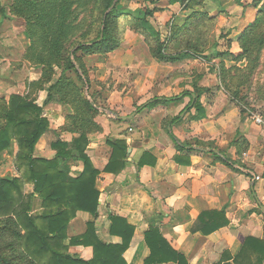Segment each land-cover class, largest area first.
Masks as SVG:
<instances>
[{
    "label": "crops",
    "instance_id": "obj_1",
    "mask_svg": "<svg viewBox=\"0 0 264 264\" xmlns=\"http://www.w3.org/2000/svg\"><path fill=\"white\" fill-rule=\"evenodd\" d=\"M193 92L189 89L177 95V100L167 102L164 99L176 97L158 96L154 98L157 102L128 120L117 117L111 120L105 115L96 117L100 129L89 134L87 151L100 170L96 181L100 215L95 217L90 212L79 211L69 222L66 243L71 254L93 258L92 246L70 245V239L84 234L90 222L96 223L97 236L102 242H121L119 236L111 233L113 214L125 217L135 227L130 246L124 253L127 264H146L150 249L145 232L150 227H158L189 264H235L234 258L248 236L264 237V222H261L264 212L259 204L264 205L262 129L256 122L245 120L236 109L215 111L213 107L215 114L208 113L206 117L200 113L196 117L202 123L196 128L203 127L196 132L203 140L216 141V146L186 143L185 134L180 131L184 130L181 123L187 116L184 117L181 110L189 102L188 97H195ZM34 98L44 108V116L50 122L49 129L36 144L35 155L53 158L56 150L52 143L58 139L71 142L78 133L64 129L66 117L71 113L64 103L49 100L46 89L39 90ZM210 106L204 105L203 110H209ZM177 115L181 120L172 125L170 122ZM171 132L185 149L178 148ZM115 140H125L129 145L127 164L116 173L105 170L113 151L109 143ZM145 153L146 162L140 166ZM67 164L71 175L83 170L82 162L74 158H68ZM251 171L260 178L256 179ZM13 173L18 177L21 171ZM25 185L29 188L26 193L34 192L32 183ZM207 211L219 212L228 223L204 233L202 226L209 218L202 213ZM33 212H41L39 203Z\"/></svg>",
    "mask_w": 264,
    "mask_h": 264
},
{
    "label": "trees",
    "instance_id": "obj_2",
    "mask_svg": "<svg viewBox=\"0 0 264 264\" xmlns=\"http://www.w3.org/2000/svg\"><path fill=\"white\" fill-rule=\"evenodd\" d=\"M120 0H96L95 7H101L99 29L97 36L92 40H82L75 43L71 51L61 50L57 45L52 55H63L65 66H61L58 79L51 85H39L36 90L46 89L48 99L59 102H70L72 111L66 117L65 130L77 132L71 142L58 139L52 143L56 150L53 158L38 157L35 155L37 142L49 129L50 122L44 116V108L36 103L34 96H24L13 93L8 100L0 97V118L5 125L0 128V154L9 149L15 138L19 145L18 160L21 176L0 177V264H127L124 253L129 248L135 227L128 220L117 214L111 216V233L119 236L121 242L105 243L97 236L95 222L88 223L87 231L70 239V245H90L93 247L92 259H84L69 252L66 243L68 237V224L79 211L92 213L95 217L100 215V192L96 188L97 177L100 170L97 169L89 154V134L100 129L96 122L97 109L95 105L83 94L76 101L68 96L69 87L74 83L69 77H65L68 70L80 72V78H88L83 56L78 54H92L103 51H113L118 47V29L120 18L130 15L131 27L143 35L148 41L151 54L163 62H176L183 57H195L199 48L187 42V49L182 52H171L169 49L180 40L182 31H189L199 19L205 16L204 11L195 9L203 0H168L170 4L180 2L184 9H191L190 17L183 25L174 28L171 38L162 39L159 31H156L149 23L148 17L154 15L163 8H147L144 12L126 8H119ZM151 3H160L161 0H146ZM241 2V0H238ZM258 8L257 15L244 31L239 35L241 50L217 51L216 57L230 56L229 59L241 62L245 61L246 69L254 70L259 66L261 53L264 50V0H253ZM56 0L41 2L39 12L43 18L54 11ZM114 5V6H113ZM209 18L213 19V16ZM103 34V36H102ZM102 36V37H101ZM59 39H57V43ZM174 43V44H173ZM59 59L52 61L57 63ZM78 63V64H77ZM237 69L239 67L234 66ZM229 70L222 63V74ZM51 79H44L50 83ZM209 88L195 84L191 103L187 108L196 106L199 111L203 106L199 98ZM69 100H68V99ZM71 100V101H70ZM176 98L164 99L173 101ZM158 100H154L157 102ZM181 120L177 115L171 120V124ZM177 142L178 148L185 146L171 132ZM113 149L112 155L105 170L108 172H120L127 164L129 145L125 140H115L109 143ZM147 153L139 161L140 166L145 164ZM149 155V154H148ZM151 156V155H150ZM68 158H74L83 164V170L78 175H71V167L67 164ZM155 158L153 157L152 163ZM23 165V166H21ZM25 183L34 185L33 193L24 191ZM35 194H38L36 196ZM39 203L41 212H33ZM208 217L202 226L204 233H210L228 223L219 212L207 211L202 213ZM145 240L150 249V255L146 258V264H164L176 262L177 264H189L185 255L169 243L158 227H150L145 232ZM235 264H264V238L248 236L239 254L234 258Z\"/></svg>",
    "mask_w": 264,
    "mask_h": 264
},
{
    "label": "rangeland",
    "instance_id": "obj_3",
    "mask_svg": "<svg viewBox=\"0 0 264 264\" xmlns=\"http://www.w3.org/2000/svg\"><path fill=\"white\" fill-rule=\"evenodd\" d=\"M46 1L0 0V97L5 100L14 91L32 97L39 92L36 90L39 85H51L58 79L65 62L62 54L61 59L52 55L57 45H61L65 54V51L73 50L75 42L92 40L98 34L102 9L94 6L96 0H56L54 11L43 18L38 5ZM118 7L134 12L163 8L148 20L165 40L171 38L173 27L183 25L191 13V9H184L180 2L170 4L168 0L160 3L120 0ZM195 9L204 11L205 16L190 26L189 31L184 29L182 34H185L169 49L174 53L182 52L191 41L199 48L195 57H183L176 62L156 59L146 38L131 27V16L123 15L115 50L87 55L78 52L83 56L89 79L80 78L81 71L68 70L65 77H69L75 86L69 87L66 96L76 101L83 94L95 105L97 116L116 120L117 115H130L149 107L158 96L176 97L189 89L194 91L195 84L207 87L209 90L201 95L199 103L203 107L211 105L209 110L199 112L196 106L187 108L192 100L190 97L181 110L187 118L181 123L185 131L180 133L185 134L186 143L199 145L216 146V141L203 140L196 132L203 128H196L202 124L196 117L200 113L206 117L208 113L215 114L213 107H216L215 111L236 109L252 123L256 122L254 116L264 120V50L259 66L254 70L246 69L245 61L215 56L217 51L241 50L238 37L255 19L258 8L253 0H203ZM56 59L59 61L55 64L52 61ZM222 63L229 70L225 75L222 74ZM236 65L239 68H233ZM47 77L51 82L44 84ZM217 95L220 96L218 99L215 98ZM193 103L191 105H195ZM63 106L72 111L70 102ZM4 125V119L0 118V128ZM259 125L264 137V125ZM18 152L19 145L14 138L11 147L0 154V177H14V171L20 172ZM27 187L24 185V191L29 189Z\"/></svg>",
    "mask_w": 264,
    "mask_h": 264
},
{
    "label": "water",
    "instance_id": "obj_4",
    "mask_svg": "<svg viewBox=\"0 0 264 264\" xmlns=\"http://www.w3.org/2000/svg\"><path fill=\"white\" fill-rule=\"evenodd\" d=\"M114 6V5H113ZM103 36V34H102ZM137 113V111H135L134 113H132L131 115H128V116H120V115H117L116 117L120 120H128V119H131L135 114ZM263 212H264V205L261 204V202H259Z\"/></svg>",
    "mask_w": 264,
    "mask_h": 264
},
{
    "label": "built area",
    "instance_id": "obj_5",
    "mask_svg": "<svg viewBox=\"0 0 264 264\" xmlns=\"http://www.w3.org/2000/svg\"><path fill=\"white\" fill-rule=\"evenodd\" d=\"M254 119H255L256 123H258V124H263V125H264V120L261 119L260 117H258V116H254ZM251 172H252V171H251ZM252 173L254 174V176H255L256 179H259V178H260L259 175H255L254 172H252Z\"/></svg>",
    "mask_w": 264,
    "mask_h": 264
}]
</instances>
